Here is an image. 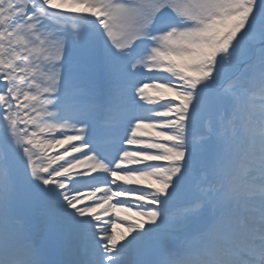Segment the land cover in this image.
<instances>
[{
	"label": "snow or ice",
	"instance_id": "snow-or-ice-1",
	"mask_svg": "<svg viewBox=\"0 0 264 264\" xmlns=\"http://www.w3.org/2000/svg\"><path fill=\"white\" fill-rule=\"evenodd\" d=\"M0 264H264V0H0Z\"/></svg>",
	"mask_w": 264,
	"mask_h": 264
},
{
	"label": "rangeland",
	"instance_id": "rangeland-1",
	"mask_svg": "<svg viewBox=\"0 0 264 264\" xmlns=\"http://www.w3.org/2000/svg\"><path fill=\"white\" fill-rule=\"evenodd\" d=\"M148 83H150V82L148 81ZM151 90L153 91L152 94H155V90H153V89H151ZM169 95H171V94H169ZM57 138H59V137H57ZM117 230L119 231L120 229L118 228Z\"/></svg>",
	"mask_w": 264,
	"mask_h": 264
}]
</instances>
